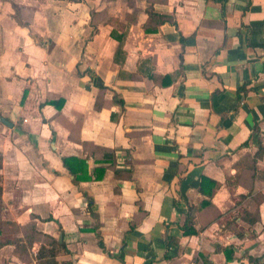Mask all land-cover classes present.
<instances>
[{
	"label": "crops",
	"instance_id": "1",
	"mask_svg": "<svg viewBox=\"0 0 264 264\" xmlns=\"http://www.w3.org/2000/svg\"><path fill=\"white\" fill-rule=\"evenodd\" d=\"M131 1L0 0V264H264V153L234 166L264 141V0Z\"/></svg>",
	"mask_w": 264,
	"mask_h": 264
},
{
	"label": "trees",
	"instance_id": "2",
	"mask_svg": "<svg viewBox=\"0 0 264 264\" xmlns=\"http://www.w3.org/2000/svg\"><path fill=\"white\" fill-rule=\"evenodd\" d=\"M130 3H133V2L130 0ZM146 12L148 14V18L146 22L143 24V28L146 32H149L150 29L153 32L154 30L158 29V26L160 24L164 23L165 21H168L171 18L168 15H162V14L155 12L152 8L146 9ZM137 14H138V8L134 7L133 12L127 15L128 20L135 21ZM111 21H114L113 29H123L125 26V24L120 22L117 18L108 19V22H111ZM111 34L114 37L116 36V34L113 33V30ZM116 38L119 42L122 41L121 35L116 36ZM62 103H63V100H61V103L60 105H58V108L62 106ZM252 141L257 145V151L253 155L250 153H247L246 155L243 156L242 159H240L238 162L234 164L236 168L238 169L240 168L244 170V173H245V169H248L249 171L251 169L256 171V168L254 166L255 161L257 160V158L262 157V154L264 153V141L262 139L261 132H259L257 128L254 129L253 131ZM244 145H247V142H244ZM62 161H63L64 166L72 174L76 176L77 180L91 179V177L86 174L87 165L84 159L71 156V157H63ZM98 170L101 171V174L98 175V177H100L103 175L104 169L100 167ZM79 172H81L82 175H80ZM217 187H218V183L215 180L210 179L206 176H201L200 183H199V189L202 194L210 198ZM0 193H1V187H0ZM257 199H258L257 197H252L245 203L244 209L242 213L240 214V217L242 220L252 224L259 219V213L258 211L255 210V203ZM207 205H210L209 200H203L201 202V206L205 207ZM190 211L186 212L185 222L184 224L181 225L184 235H191V234L197 233V231L193 227L194 223H193V218H192ZM21 229L23 230L24 242L20 245L19 249H20L21 257L26 261L29 259L27 249L31 247L32 242L35 239L40 238L42 233L38 232L35 229L34 224H28L27 226H24ZM43 236L44 238H47L46 235H43ZM48 242L50 244L52 243L53 245H56L58 249L63 248L62 245L58 244L55 239H52L49 237ZM165 244H166V247L169 248L174 245H177V240L174 237L167 235L165 238ZM100 245L103 246L101 242H100ZM222 250L226 257V260L233 259L234 250L232 246H227L225 248H222ZM247 256H248V261L250 263L259 264V261L261 260V257H253L251 255H247ZM116 257L120 259L121 261L123 260V256L121 254L117 255ZM38 264H59V262L56 261L54 258H48L45 260H40Z\"/></svg>",
	"mask_w": 264,
	"mask_h": 264
},
{
	"label": "rangeland",
	"instance_id": "3",
	"mask_svg": "<svg viewBox=\"0 0 264 264\" xmlns=\"http://www.w3.org/2000/svg\"><path fill=\"white\" fill-rule=\"evenodd\" d=\"M250 264H254V263H250Z\"/></svg>",
	"mask_w": 264,
	"mask_h": 264
},
{
	"label": "water",
	"instance_id": "4",
	"mask_svg": "<svg viewBox=\"0 0 264 264\" xmlns=\"http://www.w3.org/2000/svg\"><path fill=\"white\" fill-rule=\"evenodd\" d=\"M4 122H6V121H4Z\"/></svg>",
	"mask_w": 264,
	"mask_h": 264
}]
</instances>
